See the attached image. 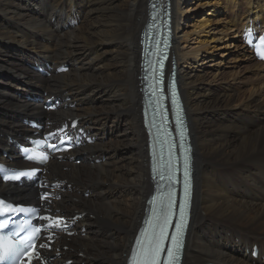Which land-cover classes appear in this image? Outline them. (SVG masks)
I'll return each mask as SVG.
<instances>
[{
  "label": "bare ground",
  "instance_id": "obj_1",
  "mask_svg": "<svg viewBox=\"0 0 264 264\" xmlns=\"http://www.w3.org/2000/svg\"><path fill=\"white\" fill-rule=\"evenodd\" d=\"M151 1L0 0V161L31 166L7 137L22 141L30 136L32 129L22 121L32 114L59 123L80 118V125L98 138L95 145L87 144L79 152L82 166L58 159L49 160L48 166L47 177L60 181L55 190L64 195L57 207L86 212L74 227L79 236L69 242L62 235L55 244L75 241L86 256L76 257L78 262L129 264L155 186L143 124L140 43ZM182 1H171L176 35L184 19L180 14L185 16ZM232 1L238 4L239 0ZM216 7L220 8L219 2ZM211 13L204 15L201 27L210 21ZM255 15L264 25L263 5ZM250 18L240 22L243 29L253 21ZM173 42L168 70L174 61L177 68L185 63L177 75L196 158L194 210L184 264H264V87L249 89V97L241 99L233 84L207 80L206 71L198 70L201 50L186 51L175 35ZM30 44L35 49L29 50ZM252 60L264 81L263 62L255 56ZM47 61L48 70L61 64H69L70 70L48 77L30 68ZM205 61L202 65L214 58ZM24 93L40 98L27 102ZM52 96L63 98L65 106L43 111ZM72 103H77L76 108ZM2 149L11 150V155L5 158ZM102 156L106 162L97 163ZM39 190L32 183L21 187L0 181V192L13 199L36 197ZM79 191L92 196L86 199ZM83 226L89 229L85 236L78 228ZM256 243L261 248L259 259L247 254ZM67 253L62 248L61 254ZM53 263L61 264L60 258Z\"/></svg>",
  "mask_w": 264,
  "mask_h": 264
},
{
  "label": "rangeland",
  "instance_id": "obj_2",
  "mask_svg": "<svg viewBox=\"0 0 264 264\" xmlns=\"http://www.w3.org/2000/svg\"><path fill=\"white\" fill-rule=\"evenodd\" d=\"M248 1L249 0H241L240 2L239 0L238 4H234L232 0H183L182 7L184 8L185 16L180 14L182 19H184L182 22L180 21V30H178V34L176 35V31L174 33L176 41H179L181 43V47H184L186 51L195 49L201 50V58L203 61H201L199 66H197L199 71H206V74H208L206 75L207 80H214L217 83L223 85H227L229 83L233 84L241 99H246V97H249V89L258 86H261L262 88L264 87V81H261L259 77L260 73L255 70V61L252 60L253 56L251 52L246 49V46H243V40H241V29L243 31V28L241 25L242 23H240L242 20H244V17L250 15V19H253L254 23L259 24L260 18L258 17L260 16L257 17L255 13L260 10L262 5L264 6V0H253L250 5ZM217 2H219L220 8L216 7ZM151 3L152 1L148 3V6ZM210 10L214 12L213 14L211 13V16L208 18L210 21L207 22L206 26L201 27V20L204 19V15ZM245 20L247 21L249 19ZM245 20L243 21V24ZM54 21L55 19H53V22ZM261 24L263 25V23ZM27 48L31 50L34 47L30 44L29 46L27 45ZM212 58H214V61L202 65L205 60V62H207ZM36 64L37 63L30 65V68L33 72L35 71L34 66ZM183 66H185V63L182 64L181 67L177 68V70L179 69L177 71L178 73ZM29 95L33 96L29 98ZM23 96V100H26L27 102L30 100L35 101V98L39 97H36V95L31 93H24ZM74 107L76 108V105ZM29 117L34 119L37 116L32 114L29 115L28 118ZM20 131H23V127ZM3 136L4 135L2 134V138H4ZM5 136L7 137L8 135ZM9 137H12V135H9L7 138ZM13 137L15 138V136ZM4 151L11 153V150L2 149V156ZM98 159H100V161L97 163L106 162L107 160L105 156H102ZM71 163L76 166H82L84 161L82 159L81 163H77L75 160H73ZM67 167L65 168L67 169ZM79 192V194L83 195V197L86 199H89L92 196L91 192H88V196L84 194V191ZM68 210L70 211V209ZM78 228L81 231L82 236L83 234L84 236L85 234L87 235L89 229L82 231V228ZM79 246L80 245L76 243L73 249H67L70 251V253L66 256V258L68 257V259H74L75 263L73 264H86L87 262L85 260L84 262H78L76 260V257L82 256L80 254ZM251 249L252 247L247 250V254H251ZM84 257L86 258V256H83V258ZM209 260H207V262H210ZM60 262L65 264V259L62 258ZM229 263L239 264L238 261H229Z\"/></svg>",
  "mask_w": 264,
  "mask_h": 264
},
{
  "label": "snow or ice",
  "instance_id": "obj_3",
  "mask_svg": "<svg viewBox=\"0 0 264 264\" xmlns=\"http://www.w3.org/2000/svg\"><path fill=\"white\" fill-rule=\"evenodd\" d=\"M261 58H264L262 56ZM181 137L183 138V133H181ZM187 159L185 160V204L187 202L188 196V182H187ZM161 178H163V173H161ZM172 179L171 176L168 177ZM161 211L156 215L157 223L153 226V232L150 237H147L145 240H137V244L139 245V258H136V253H133L134 261L133 264H160L161 254L165 252V248L163 246L164 241L167 240L168 234L166 233V228L169 225V217L173 214V202L171 199L167 201H161L160 203ZM184 228V205L180 207V221L176 224L177 233L171 237L172 243L175 246V251H173L172 247L167 249V256L169 257L166 260L165 264H172L173 260L177 258V253L180 248L179 236L182 233ZM36 231H39L37 229ZM17 253L5 251L3 254H0V260L9 261L12 260L13 257Z\"/></svg>",
  "mask_w": 264,
  "mask_h": 264
}]
</instances>
